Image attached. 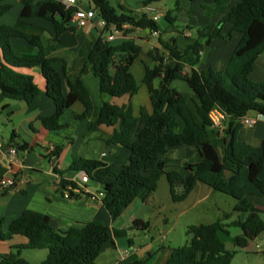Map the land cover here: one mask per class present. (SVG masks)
<instances>
[{
    "label": "trees",
    "instance_id": "trees-1",
    "mask_svg": "<svg viewBox=\"0 0 264 264\" xmlns=\"http://www.w3.org/2000/svg\"><path fill=\"white\" fill-rule=\"evenodd\" d=\"M89 1L108 25L116 24L120 30L128 25L129 28L159 31L158 22L144 14L119 13L110 0ZM188 1L192 3L196 0ZM204 1L212 3V7L205 4V8L223 15L217 23L198 27L199 39L185 50L178 47L176 37L164 38L160 35L159 43L166 53H161L158 47L149 51L156 63L153 67L146 65L144 77L153 112L142 108L139 116L133 115L131 104L119 106L104 102L97 106L82 78L68 77L67 61L47 55L39 34L27 32L21 25L0 27V104L5 99L24 101L28 105L37 100L40 88L34 76L24 70L38 67L46 80V93L55 105L52 115L38 117L46 130L62 129L61 116L66 109L80 102L84 110L77 118L90 120L88 132L98 130L103 124L116 127L113 134L102 135L100 139L107 145L119 144L131 151L119 173L100 159L75 156L67 170H56L63 188L77 186L75 181L64 177L65 172L87 173L90 180L102 186V203L112 221L122 216L136 199L147 198L155 192L163 176L176 201L186 200L196 186L203 183L241 202L235 207L248 213L244 220L225 223L231 215L224 213L222 218L212 223L189 226V243L169 247L170 254L164 264H231L238 250L247 247L264 230L261 214L247 200V196L264 197V140L257 146L238 140L232 122L225 130V136L221 137L218 135L221 132L212 128L209 117L215 105L220 106L233 120L246 116L250 111L264 113V81H254L250 77L257 59L264 52V0ZM22 2V16L52 21L55 27L54 43H59L64 33L78 30L72 20L77 7H67L61 0ZM9 8L10 5L0 3V16ZM166 19L175 24V18L169 13ZM227 23L231 24V29L224 33L223 27ZM187 28L194 27L188 25ZM235 33H240L242 37L223 69L208 66L199 70L191 65L190 70L185 71L184 59L190 52L196 55V61L200 58L202 38L211 42L217 38L229 40ZM104 34L105 30H102L101 35L90 44L87 53L100 91L113 97H132L138 92L139 85L131 66L138 59L142 46L134 39L121 43L108 41ZM16 37L37 46V54H17L11 43V39ZM58 61L63 62L61 71L55 66ZM157 78H160L158 87L154 84ZM175 79L184 80L191 87L190 101L170 86ZM178 116L184 122L182 128H179ZM93 117L97 118L96 121H91ZM17 137L13 132L10 142L15 143ZM228 137H232L229 142ZM15 144L25 149L24 143ZM190 146L196 147L201 160L185 163L182 170H167L166 155ZM63 149V145H56L51 155L58 157ZM227 168L235 171V175L228 180L224 178ZM177 187L182 188L181 193L176 192ZM232 226L242 230L240 235L234 237L237 250H228L222 238V235L230 234L227 227ZM149 227L150 222L142 219H135L132 224V228L142 230ZM16 235L24 236L26 243L3 256L0 264H30L21 255L22 249H47L46 258L39 264H99L98 258L104 247L114 243L111 227L101 220L85 222L82 226L61 232L52 225L49 215L32 209H25L15 218L7 233L1 232L0 227V239L8 240ZM261 254L264 260V250ZM143 263L144 259H137L130 264Z\"/></svg>",
    "mask_w": 264,
    "mask_h": 264
},
{
    "label": "crops",
    "instance_id": "crops-1",
    "mask_svg": "<svg viewBox=\"0 0 264 264\" xmlns=\"http://www.w3.org/2000/svg\"><path fill=\"white\" fill-rule=\"evenodd\" d=\"M110 1L119 13L126 11V13L143 15V7L145 3L152 2L155 5L158 4L156 7L165 14L162 20L158 22V32L127 27L123 31H120L113 40L115 43H121L125 40L134 39L142 46L138 59L131 66V71L139 85L138 92L132 97L128 95L113 97L107 93H101L99 81L93 74L92 65L87 60V53L90 44L96 40L102 32V29L98 26L100 16L97 15V17L85 27L80 28L82 31L81 33L80 29L76 32L64 33L60 38V42L54 43L52 39L54 37L55 27L52 21L41 17L22 16V0H0V3L10 5V8L0 16V27L2 25H21V27L27 32L39 34L42 37L44 45L43 49L47 55L60 57L67 61L68 77L70 79H75L80 76L90 90L91 96L97 106H101L104 102H110L119 106H127L131 104L134 116H139L142 108L146 109L147 112L152 113L153 106L150 99V93L148 86L144 82L146 74L145 67L146 65L153 67L156 63L149 55L151 49L158 47L161 53H166V50L159 43L160 35H163L164 38H170L175 37L173 36L174 33L177 34L176 43L181 50H185L199 39V37L194 36V30L187 28L188 25L192 27H202L217 23L223 14L213 13L210 8L207 10L204 7L207 2H204L203 0H196L192 3L188 0H176L174 6L168 4L171 0H124L125 4H120L119 9L115 5L119 0L115 3H113L112 0ZM141 3L143 4L141 5ZM78 5L80 7L93 8V4L89 0H79ZM207 5H211V3H208ZM173 11L180 12V21L186 24L185 27L180 28L179 26V28H177L175 24H171L166 19L168 13L172 18L178 19L177 16L176 18L173 15ZM164 18L166 20L163 21ZM230 29L231 24L229 23L225 24L223 27L224 33L228 32ZM186 33H191V35L187 36ZM166 35L170 36L166 37ZM241 37L242 35L240 33H235L232 38V41H235L233 44L230 40L229 42L222 38L215 39L211 44L210 53L205 52L207 48V40L206 38H202L200 58L196 61V55L190 52L184 59L186 64L185 71H189L192 67L191 65L199 70L208 66H213L216 69H223ZM11 43L15 52L19 55H36L39 50L37 46L30 44L23 38H12ZM212 48H214V50ZM194 62L195 64H193ZM173 64H175V61H173ZM55 66L61 71L63 68V62L58 61L55 63ZM24 71L29 72L34 76L35 81L40 88V93L38 99L31 105L26 104L24 101L12 99H5L0 104V127H2V125L4 127V133L0 131V134L8 143L10 142L9 138L11 134L15 132L18 136L15 143L25 144V149H20L23 164L12 163L6 153V148L0 150V179L2 177L19 174V176L29 177L30 181L21 185H14L6 190L0 188L1 232L7 233L11 222L20 216L25 209H32L49 215L52 225L61 232H65L71 227L82 226L83 223L92 220H101L111 227L112 220L108 210L103 205L102 200L94 199L90 195L83 193H80V196L79 193H77V198L66 197L64 193L65 190L60 183L59 173L56 170H67L75 156H82L85 158L105 161L111 165L115 172L119 173L123 168V164L129 159L131 151L119 144L107 145L106 142L100 139V136L102 135L109 136L113 134L116 127H110L103 124L100 125L98 130L88 132L87 126L90 120H79L77 118V115L84 110V106L80 102H76L70 108L65 110L60 118V122L64 125L62 129L56 131L46 130L38 120V117L52 115L55 112V105L46 93V80L38 67ZM250 77L254 81H264V52L257 59ZM154 84L158 87L160 85V78L155 79ZM170 86L176 88L190 101L192 89L186 81L175 79L170 83ZM246 116L254 115L248 113ZM96 119V117H93L91 121H96ZM177 121L179 128H182L184 125L183 120L178 116ZM231 122L232 127L234 129L236 128L238 140L255 146L259 145L264 140V120L259 121L253 127H248L242 123L241 118L233 120L229 117L227 120V128ZM218 135L224 137L225 133L221 132ZM56 145L64 146L61 155L58 157L51 155V148ZM195 150H197L196 147L190 146L169 152L168 154H172V157L169 158L168 154L166 155V169L182 170L185 163H197L189 162L188 160L190 154ZM46 159L49 160L50 164V168L48 169L43 166V162ZM170 161L173 163L175 162L179 168H168ZM81 174V171H67L65 172L64 177L78 183L81 179ZM91 181L92 180L87 183V186L91 188L93 192L102 189L100 184L94 181L91 183ZM205 188L207 189L204 190L205 196L202 199L209 198L214 192L210 187ZM151 196L152 195L150 194L147 198L140 197L138 199H141L144 204H148V202L151 201ZM138 199H136L122 214L123 216L128 212V219L119 226L120 228L123 229L128 227L130 229L131 224L135 219L144 220L137 213V210L141 206V203H137L139 202L137 201ZM247 200L248 203H250L261 214L264 220V197L247 196ZM135 202L137 205H134ZM226 213H229L231 218L226 220L225 223H230L236 219L244 220L248 215L247 212H244V216L243 214H238L236 216V214L229 211ZM231 228H237L235 235H233L234 237L242 233V230L239 227H227L228 230ZM258 238H260V244H257V248L261 254L264 250V230L254 239V241ZM113 239L114 243L107 244L100 254L98 258L99 264H130L137 259H144V257H146V254L143 255L145 251L142 248H139L132 239H130L129 248H123L120 242L115 240L114 235ZM26 241L27 239L20 235H16L8 240L0 239V259L7 255L11 250H15L16 246L26 243ZM248 248L249 245L243 249H239L238 253L240 254L242 250L251 252ZM229 250H237V247L236 249L233 248ZM169 254L170 250L161 257V259H159L160 261L158 260L156 264H164L167 261ZM21 255L26 258L22 252ZM149 255L152 256L153 253L149 251ZM46 256L47 252L45 258ZM45 258H43V260ZM26 259L30 264H33L32 259ZM253 260L254 259L247 256L244 263L252 264ZM40 262H37L36 264H39ZM256 263L264 264L262 254L261 257L259 256V259H256ZM143 264H145V262Z\"/></svg>",
    "mask_w": 264,
    "mask_h": 264
},
{
    "label": "rangeland",
    "instance_id": "rangeland-1",
    "mask_svg": "<svg viewBox=\"0 0 264 264\" xmlns=\"http://www.w3.org/2000/svg\"><path fill=\"white\" fill-rule=\"evenodd\" d=\"M112 1L113 3H115L117 0ZM175 1L176 0H171V2L168 4L174 6ZM208 3L210 2H207V4ZM120 4H125V1L119 0L118 3H115L118 9L120 8ZM142 4L143 3H141V5ZM208 6L212 7V3ZM206 9L209 10V8ZM211 11L214 13L213 10ZM173 15L175 17H178V19H175V26L177 28H179V26L180 28L185 27L186 24L180 21V12L173 11ZM164 20L166 19L164 18L163 21ZM197 29V26H194V28L192 29L194 30L195 37H199ZM81 32L82 31L80 29V33ZM169 36L170 35H166V37ZM173 36L176 37L177 34L174 33ZM229 40L232 41V39ZM234 42L235 41H232L231 43L233 44ZM211 44L212 42L207 40V48L205 51L206 53H210ZM212 49L214 50V48ZM249 113L251 115L256 114L255 111H250ZM0 131L4 133L3 125L2 127H0ZM168 156L169 158H171L172 154H168ZM188 160L189 162H198L200 160L198 151L195 150L194 152H192ZM43 166L46 169L50 168L48 159L43 162ZM168 168L179 167L175 164V162L173 163L170 161V163L168 164ZM205 187L209 186L203 183H199L186 200L176 201L171 194L170 185L166 177L163 176L159 182L157 190L151 193V201L148 202V204H144L141 199L137 200L139 201L137 203H141V206L137 210V213L145 221L150 222L149 229L142 230L138 228H132L133 223L131 224L130 229L128 227H125L123 229L120 228L119 226H121L128 219V212H126L127 214L120 216L115 221H112L111 228L115 240L119 241L123 248H129V242L130 239H132L139 248H142L145 251L143 253V255L146 254V257H144L145 264H156L157 261L161 259V257L168 253L169 247L184 246L189 243V226L200 223H212L222 218L224 213L228 211L236 214V216L238 214H243L244 216L245 213L236 210V205H234L238 203L241 204V202L231 195L213 190L214 192L209 198L202 199L205 196L204 190L207 189ZM176 192L181 193L182 188L177 187ZM137 203L135 202L134 205H137ZM236 229L237 228H231L229 230V235H222V238L228 250L233 248L236 249L233 236L235 235ZM259 239L260 238L250 242L248 250H251V252L242 250L240 254L238 253L233 258L231 264H245L244 260L247 256L254 259L252 261V264H257L256 259H259V256L261 257L259 249L257 248V244H260ZM149 251L153 253L152 256L149 255ZM21 252L26 258L32 259L33 264H36L37 262H40L41 260H43V258H45V254L48 251L47 249H22Z\"/></svg>",
    "mask_w": 264,
    "mask_h": 264
},
{
    "label": "built area",
    "instance_id": "built-area-1",
    "mask_svg": "<svg viewBox=\"0 0 264 264\" xmlns=\"http://www.w3.org/2000/svg\"><path fill=\"white\" fill-rule=\"evenodd\" d=\"M67 7H77L73 15V23L76 25L78 29L85 27L89 22L95 19L98 15L97 11L94 8H85L80 7L78 5L79 0H61ZM144 15H146L149 19L160 22L162 18L165 16L163 12H161L154 3L147 2L143 7ZM98 26L105 30V38L108 41H113L116 36L119 34L120 30L116 24L108 25L107 22L100 17ZM126 28L129 27L128 25L125 26ZM187 36H190L191 33H186ZM209 117L212 122V128L219 132H225L227 129V120L229 116L227 113L218 105H215L209 112ZM264 120V113L256 112L254 116H243L241 117V121L244 125L248 127L255 126L259 121ZM6 148V153L9 156L12 163H21L23 164V158L21 156V150L16 144H12L10 142H6L4 137L0 134V150ZM54 147L51 148V151ZM81 179L77 183V186L74 187L72 185H68L64 188V193L66 197H71L70 192L74 191L75 193H83L90 195L94 199H101L104 197L103 189L93 192L91 188L87 186V183L90 181V176L81 171ZM59 179L61 181V177L59 174ZM30 178L27 176H19V174L14 176H6L0 179V188L2 190L9 189L14 185H21L26 182H29ZM74 181V180H73Z\"/></svg>",
    "mask_w": 264,
    "mask_h": 264
},
{
    "label": "water",
    "instance_id": "water-1",
    "mask_svg": "<svg viewBox=\"0 0 264 264\" xmlns=\"http://www.w3.org/2000/svg\"><path fill=\"white\" fill-rule=\"evenodd\" d=\"M147 31H150V30L147 29ZM231 139H232V137H228V142H229ZM234 175H235V171H233L232 169H228V168L225 169V171H224V178H225L226 180L232 178ZM70 194H71L72 197H76V198L78 197V194L75 193L74 191H71Z\"/></svg>",
    "mask_w": 264,
    "mask_h": 264
}]
</instances>
